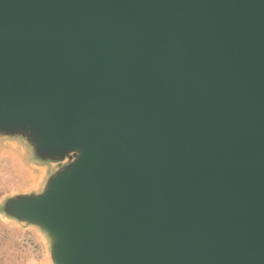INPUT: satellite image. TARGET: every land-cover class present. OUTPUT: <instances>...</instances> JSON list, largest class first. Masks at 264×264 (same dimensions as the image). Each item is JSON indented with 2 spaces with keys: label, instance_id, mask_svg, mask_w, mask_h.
<instances>
[{
  "label": "water",
  "instance_id": "1",
  "mask_svg": "<svg viewBox=\"0 0 264 264\" xmlns=\"http://www.w3.org/2000/svg\"><path fill=\"white\" fill-rule=\"evenodd\" d=\"M0 139L45 264H264V0H0Z\"/></svg>",
  "mask_w": 264,
  "mask_h": 264
},
{
  "label": "rangeland",
  "instance_id": "2",
  "mask_svg": "<svg viewBox=\"0 0 264 264\" xmlns=\"http://www.w3.org/2000/svg\"><path fill=\"white\" fill-rule=\"evenodd\" d=\"M51 170V165L32 162L23 143L0 139V202L39 188ZM40 239L35 230L19 227L0 215V264H44Z\"/></svg>",
  "mask_w": 264,
  "mask_h": 264
},
{
  "label": "crops",
  "instance_id": "3",
  "mask_svg": "<svg viewBox=\"0 0 264 264\" xmlns=\"http://www.w3.org/2000/svg\"><path fill=\"white\" fill-rule=\"evenodd\" d=\"M40 245H41V250H42V253H41V256H42V262L45 264V258H44V248H43V245L42 243L40 242ZM44 259V260H43Z\"/></svg>",
  "mask_w": 264,
  "mask_h": 264
}]
</instances>
